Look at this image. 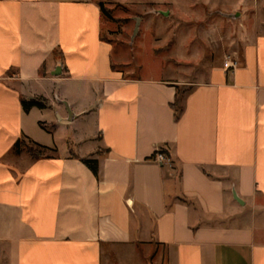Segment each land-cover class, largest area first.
Here are the masks:
<instances>
[{"label":"crops","instance_id":"obj_1","mask_svg":"<svg viewBox=\"0 0 264 264\" xmlns=\"http://www.w3.org/2000/svg\"><path fill=\"white\" fill-rule=\"evenodd\" d=\"M104 26L94 0H0V264H129L141 244V264H264V33L187 81L116 70ZM38 110L91 117L96 144L74 129L63 150H16L53 144Z\"/></svg>","mask_w":264,"mask_h":264},{"label":"rangeland","instance_id":"obj_2","mask_svg":"<svg viewBox=\"0 0 264 264\" xmlns=\"http://www.w3.org/2000/svg\"><path fill=\"white\" fill-rule=\"evenodd\" d=\"M94 1L103 2L111 9L112 17L104 15L103 33L111 43V59L117 65L116 70L130 76L203 80L215 57L221 59L223 66L230 59L240 62L239 50L245 41L264 33V0ZM137 17L141 21L139 31L134 35ZM217 51L219 55H216ZM97 96L91 99L90 105ZM46 108L49 106L43 109ZM38 111L43 120L41 128L51 135L53 141L50 145L37 143L35 147L40 151L63 150L67 136H72L74 129L70 139L75 146L80 142L82 147L89 149L96 144V138H91L95 136L91 117L89 122L79 120L70 127L56 126L54 113ZM138 248L116 256L129 264H137L141 257L153 258L148 244H141Z\"/></svg>","mask_w":264,"mask_h":264},{"label":"trees","instance_id":"obj_3","mask_svg":"<svg viewBox=\"0 0 264 264\" xmlns=\"http://www.w3.org/2000/svg\"><path fill=\"white\" fill-rule=\"evenodd\" d=\"M99 6H100V8H101V10H102L104 15H106L108 17H112L111 9L107 8L103 2H100ZM184 93H185V87L184 86L179 87V89H178V91L176 93L175 101L171 104L173 109L175 110V117L176 118L179 117V113H180V111L182 110V107H183ZM46 106H47V104L44 101H41V100H37V99H31V100L23 99V108H24V110L26 112H28L33 107L44 108ZM29 143L31 145L27 143L26 137L22 136L17 141V143L15 144V148H16V150H20V148H23V149L27 150V152L30 153V155L32 157H40L41 155H43L44 152L40 151L39 149H37L35 147L36 145H38L37 143H35V142L33 143L32 141H30ZM70 152H71L72 156H76V154L74 153L72 148H71ZM82 161L85 164H87L89 167H91L93 169V171L95 172V174L98 176V171H99L98 170V159L84 158V159H82Z\"/></svg>","mask_w":264,"mask_h":264},{"label":"built area","instance_id":"obj_4","mask_svg":"<svg viewBox=\"0 0 264 264\" xmlns=\"http://www.w3.org/2000/svg\"><path fill=\"white\" fill-rule=\"evenodd\" d=\"M238 63L239 62L237 59H230L229 61H226L224 63V67L225 68H235V67H237ZM166 158L167 157L164 153L159 152V153H157L155 160L160 162V163H163L166 160Z\"/></svg>","mask_w":264,"mask_h":264},{"label":"water","instance_id":"obj_5","mask_svg":"<svg viewBox=\"0 0 264 264\" xmlns=\"http://www.w3.org/2000/svg\"><path fill=\"white\" fill-rule=\"evenodd\" d=\"M140 21H141V18L140 17H137V22H136V27H135V30H134V35H136V33L138 32L139 30V25H140ZM60 68V67H59ZM234 197L240 201V202H243L240 197L238 196L237 192L234 190Z\"/></svg>","mask_w":264,"mask_h":264}]
</instances>
